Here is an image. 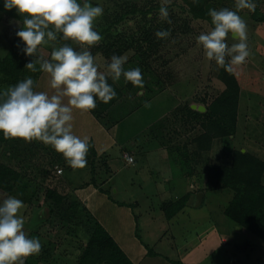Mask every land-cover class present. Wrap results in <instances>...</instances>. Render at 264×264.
Wrapping results in <instances>:
<instances>
[{
	"label": "rangeland",
	"instance_id": "rangeland-1",
	"mask_svg": "<svg viewBox=\"0 0 264 264\" xmlns=\"http://www.w3.org/2000/svg\"><path fill=\"white\" fill-rule=\"evenodd\" d=\"M150 1L90 0L93 6L98 4L104 9L103 15L94 22V29L103 39L87 49L94 56L99 71L107 73L111 57L124 55L128 57L124 69L139 67L144 86L155 84V75L167 81V88L161 92L154 88L150 92L152 97L144 101L132 92L125 97L120 96L102 121L89 110L73 109L74 134L81 138L87 136L89 142L98 146L95 147L97 154L93 158L94 164L65 169L59 173L57 167L61 165L56 163L52 166L49 155L35 150L31 141H9L0 132V166L5 164L24 173L36 187L31 199L0 190V202L8 196L23 201L24 207L18 214L25 219L24 231L30 237H38L42 244L40 253L26 257L25 264H76L93 231L88 228V217L93 223L104 225L127 255L132 253L133 258L129 257L138 264H181L183 260L189 261L184 264H264V240L250 230L236 226L223 212L233 198V190L214 183L208 187L209 165L232 164L236 150L250 151L264 160V19L254 16L256 9L239 10V15L247 25L246 42L250 55L243 64L235 66L241 86L236 134L217 138L210 149L202 150L196 157L192 156L191 163H187L191 172L185 174L181 172L182 164L176 160L180 155L176 146L189 144L204 129L200 124L188 121L181 109L186 104H194L204 106L206 111L204 100L207 105L210 104L225 88L219 79L221 67L215 61L208 60L205 50L196 40L198 35L210 31L214 25L211 19H195L190 32L171 35L155 48L151 58L138 62L135 55L140 48L147 46L145 39L151 36L152 31L147 29L152 25L167 31L166 25L172 24L171 31L179 27L181 5L186 4L184 0H169L167 3L175 8L176 25L172 23V10H168V21L159 19V15L153 11L145 14L143 11L149 9ZM156 1L162 3V0ZM258 1L253 0L255 7ZM79 2L83 4L84 0ZM259 2V11L264 14V0ZM235 5L236 0H214L211 7L235 11ZM0 8V60H3L23 19L15 9L5 10L2 0ZM226 40L229 46L240 42L239 39H233L231 33ZM65 43L78 51L86 47L72 40L66 41L58 33L55 41L38 46L34 54L37 65L41 57L50 59L52 49ZM149 68L154 74L148 73ZM27 77L33 79L36 91L49 94L55 91L50 86L48 73L34 72L26 67L20 81ZM119 81L125 82L121 87L132 84L123 75ZM15 84L0 77V92ZM139 88L134 86V92ZM140 93H143V89ZM94 120L98 123L96 126L93 125ZM157 121L160 126L156 125L153 129L152 123ZM163 138L173 146V154L177 155L174 157L176 164H170L168 150L162 144ZM193 146L190 145L189 151L194 154ZM124 151L135 155V163H122L121 168L116 163V156H131L129 153L123 155ZM126 157L123 160L127 162ZM44 168L51 170L50 176L44 177ZM154 169L160 173L154 172ZM163 170L168 175L163 177ZM171 172L175 175L173 180ZM94 177L95 183L92 182ZM100 186L108 192H101ZM48 188L57 189L70 199H80L85 207L83 213L88 216L76 220L72 216H63L58 210L50 215L45 196ZM199 192H204V196L202 202L197 204ZM188 193L190 198L185 206L188 208L186 213H181L182 209L179 211L181 214L177 212L171 220L167 218L168 210L164 207L185 198ZM41 212L45 215L39 219ZM210 221L216 224L218 231H211L207 235L204 230ZM216 233L222 237L221 245H217L214 239H208V236L213 238ZM194 240L203 242L204 252L201 249L198 253ZM187 241L194 256L189 251L185 255L183 253L182 245ZM148 248L167 257L157 258L159 261L155 263L147 257L146 261L141 255L146 254ZM206 252L209 254L205 255Z\"/></svg>",
	"mask_w": 264,
	"mask_h": 264
},
{
	"label": "clouds",
	"instance_id": "clouds-1",
	"mask_svg": "<svg viewBox=\"0 0 264 264\" xmlns=\"http://www.w3.org/2000/svg\"><path fill=\"white\" fill-rule=\"evenodd\" d=\"M3 8L15 9L23 24L16 31L18 48L25 56L32 57L38 46L48 44L62 34L64 40H72L86 46L75 50L65 43L54 47L51 58H40L39 70L50 75V86L55 91L49 94L36 91L34 81L27 77L7 90L0 92V132L4 138H22L25 141L39 140L62 153L72 168H83L87 164L89 138H81L73 132V109L91 110L97 99L108 103L117 92L108 82L119 80L123 75L132 85L143 88L144 81L139 67L125 70L128 57L113 55L107 64V73L99 66L88 47L99 43L103 37L94 29V22L103 15L100 5L93 6L90 0H2ZM169 0H162L159 9L161 20L167 21ZM236 10L229 8L209 9L208 15L214 27L197 36L196 40L205 50L209 61L226 71L241 65L249 57L245 20L239 10H255L253 0H236ZM231 33L239 43L228 45L226 37ZM167 30L157 31L158 38L169 36ZM26 66L37 71L31 60ZM67 102L65 103V98ZM131 164L132 158L126 157ZM63 172V171H62ZM61 172V173H62ZM24 207L21 199L8 196L0 202V264H25V258L38 255L42 244L38 237H30L24 231L25 219L19 215Z\"/></svg>",
	"mask_w": 264,
	"mask_h": 264
},
{
	"label": "trees",
	"instance_id": "trees-1",
	"mask_svg": "<svg viewBox=\"0 0 264 264\" xmlns=\"http://www.w3.org/2000/svg\"><path fill=\"white\" fill-rule=\"evenodd\" d=\"M184 1L187 6L186 4L181 5L182 15L180 16L179 25L176 24V16L173 13L175 8L169 4L166 5L168 10H172V23L179 26L171 31L172 24L166 25L169 29V36L158 38L155 35L157 28L154 27V25L147 29L152 31V37L149 36L145 39L147 46L140 48L139 52L135 55L138 62L144 60L145 58H151V54L155 48L163 44L171 35L176 36L179 33L190 32L193 20L211 19L208 15V10L212 8L211 5L214 0ZM259 1L257 2V7H255L256 10L254 16L257 19H264L263 12L259 11L260 7L258 5L261 4ZM161 4L162 3L160 1L151 0L148 7L149 9H143V12L146 14L153 11L156 15H159ZM157 30L162 31L163 29ZM18 40L19 38L16 36L8 53L3 60H0V77L12 81L13 83H17L21 80L23 70L27 67L26 64L31 60L36 63L37 71L41 73L39 66L37 65L36 58H34L35 56H25L20 52L19 48H22L23 45L21 44L18 48ZM131 45L133 46L134 44ZM237 70L238 69L235 66H233V71L231 72L226 71L223 67L220 68L219 79L224 83L225 88L208 105L206 104V100H204L205 98H203L204 104L207 108L206 111L195 109L191 104H186L185 107L181 109L182 113L188 118V121L191 123H198L201 125L202 130L204 129L201 134L193 137L189 144L186 143L182 146H176L178 155L180 154L176 160L182 164V173L186 174L191 172L188 164L191 163V160L193 159L192 156L196 157L202 150L205 151L210 149L215 139L231 137L236 134L241 98V86ZM148 73L154 74L151 68L148 69ZM153 79L155 80V84H146L143 88H139V90L134 92V86L132 84L121 87L125 85L124 81L117 80L113 82L111 78H109L108 82L117 92V96L108 103H104L97 99V106L95 109L89 110L90 113L102 121L104 120V115L106 117L110 109L118 102L120 96L125 97L127 93L132 92L136 93V96L140 97L141 100L144 101V99L147 100L152 97L150 92L153 91L154 88L159 92L167 88V81L161 78L160 75H155ZM142 89L143 93H140ZM146 95L148 96L144 97ZM156 125L160 126L158 121L155 123L153 122L151 127L154 129L156 128ZM157 131L159 132L160 130L157 129ZM15 139L22 140V138H9V141H17ZM31 142L33 143L32 147L35 150L41 153L45 152V154L49 155L48 159L52 166L58 163L61 166H58L57 169H61L62 171L65 169H73L66 163L62 153L55 151L52 146L46 145L39 140H32ZM162 144L166 146V149L168 150L171 165L172 163L176 164L174 157L177 155L173 154V146H171L169 142H165L164 138ZM190 145H195V147L193 146L195 151L194 154L189 151ZM124 149L128 150L127 148ZM96 154L97 150L94 143L91 141L89 142V151L86 156L87 164H94L93 158ZM43 174L44 177H48L51 175V170L44 168ZM92 182H96V177L93 178ZM208 182L210 183L208 184V187L214 183L233 190V198L223 210L224 214L234 221L236 226L250 230L264 240V160L250 151H242L241 149L236 150L233 154L232 164L209 165ZM0 190L9 195L18 193L23 197H28L27 199H31L35 195L36 187H34L33 180L26 177L24 173L11 166L2 164L0 166ZM99 190L103 193L108 192L101 186L99 187ZM45 196L48 201L47 206L50 215L52 212H56V210H58L63 213V216H72L71 218H75L76 220L81 216L82 219L85 218V216H88L83 213L85 207H83L80 199L77 197L70 199L66 194L53 188H48ZM109 197L112 198L110 194ZM189 198L190 193L185 195V198L183 197L176 202H171L169 206L166 205L164 207V209L168 210L166 217L171 219L175 216V214H177V212L184 209L189 201ZM120 203L126 204V202ZM44 215L45 214L41 212L39 214V219L44 218ZM87 219L90 223L88 228L93 231L91 232L87 245L82 249L76 264H136L127 255L104 225L99 222L93 223L89 217ZM147 253L153 255L157 254V252L152 248H148ZM180 263L183 264L182 262Z\"/></svg>",
	"mask_w": 264,
	"mask_h": 264
},
{
	"label": "crops",
	"instance_id": "crops-1",
	"mask_svg": "<svg viewBox=\"0 0 264 264\" xmlns=\"http://www.w3.org/2000/svg\"><path fill=\"white\" fill-rule=\"evenodd\" d=\"M94 122H95V120H94ZM94 122H93V125L96 126L98 123H97V122L94 123ZM96 123H97V124H96ZM98 134H100V133H98ZM94 145H95L96 148L98 147L97 144L94 143ZM102 151H105V150L102 149ZM128 153L131 154L132 157H133V156L135 157V155H133L132 152H128ZM128 153H127V151L122 152L123 155H124V154H128ZM122 154H121V155H122ZM116 157H117V161H116V163H117L118 167L123 168L122 163L125 164V165H126V164H129L128 162H126L125 160H123V159L126 157L125 155H124L123 157H120L119 155H117ZM119 157H120L121 161H119ZM134 157H133V158H134ZM133 163H135V158H134V161L132 162V164H133ZM158 164H159V163H158ZM170 164H171V163H170ZM158 166H159V165H158ZM159 167H160L161 170L163 169L162 166H159ZM121 168H120L119 170H121ZM171 171H172V166H171ZM154 172H159V171H158V169H154ZM159 173H160V172H159ZM162 175H163V177H164V176L168 175V172L163 170V171H162ZM174 176H175V175H172V172H171L170 177H171L172 180L175 179ZM182 177H183V175H182ZM170 181H171V180H170ZM169 183H170V182H169ZM116 190H117V188H116ZM109 199H110V198H109ZM187 209H188V208H187ZM187 209L185 208V209H183V210L180 211V212H181V213H186V210H187ZM180 212H179V213H180ZM181 213H180V214H181ZM171 219H172V218H171ZM171 219H170V220H171ZM170 220H169V221H170ZM213 225H214V226H213ZM215 226H216V224H215L214 222L210 221V222H209V225H207V227H206V229L204 230V232L208 235V234H210L211 231H218V230H217V227H215ZM238 228H239V227H238ZM207 232H209V233H207ZM219 233H220V232H219ZM217 236H218V234L216 233V234L213 236V238H212L211 236H208V239H214V240L217 242V245H221V244H222V241H223V240H222V237H220V235H219V236H218V238H220V240H219V239L217 238ZM204 238H205V237H204ZM216 239H217V240H216ZM194 241H195V240H194ZM210 242H211V241H210ZM188 243H189V242L187 241L186 243H184V244L182 245V248L185 250V251L183 250V253H184V255H185V252H188V251H189V252H191V256H192V255L194 256V254H193L194 252L191 251V248H192V247H191V245L188 246ZM192 244H193V243H192ZM190 247H191V248H190ZM195 247H197V251H198V253H199V251H200L201 249H202L203 252H204V244H203V242H201V241H195ZM145 252H146V254H145V253L142 254L141 257L145 258L146 261H147V257L150 258L152 263H155L156 261H159V260H157V258H158V259H161V258H165V257H167L166 255H164V254H162V253H157V254H154V255L152 254V255L150 256V254H148L147 251H145ZM129 253H130L129 256L132 257V256H133L132 253H131V252H129ZM207 254H209V253L206 252L205 255H207ZM132 258H133V257H132ZM132 258H131V259H132ZM194 258H195V260H196V259H197V256H195ZM194 258H193V259H194ZM193 259H192V260H193ZM132 260H133V259H132ZM138 260H139V259H138ZM181 260H182V258H181ZM133 261L135 262V260H133ZM185 262H189V261H187V260H186V261H184V260L182 261L183 264H184ZM135 263L138 264V262H135ZM165 264H169V263H165ZM190 264H191V263H190Z\"/></svg>",
	"mask_w": 264,
	"mask_h": 264
},
{
	"label": "water",
	"instance_id": "water-1",
	"mask_svg": "<svg viewBox=\"0 0 264 264\" xmlns=\"http://www.w3.org/2000/svg\"><path fill=\"white\" fill-rule=\"evenodd\" d=\"M193 108H195V109H198V110H200V111H205V107L204 106H202V105H194L193 104V106H192ZM244 151V150H243ZM203 193L202 192H199L198 194H197V200H198V203L197 204H200L201 202H202V199H203Z\"/></svg>",
	"mask_w": 264,
	"mask_h": 264
},
{
	"label": "built area",
	"instance_id": "built-area-1",
	"mask_svg": "<svg viewBox=\"0 0 264 264\" xmlns=\"http://www.w3.org/2000/svg\"><path fill=\"white\" fill-rule=\"evenodd\" d=\"M129 157H131L132 158V161H134V158L132 156H129ZM61 172H62V170L59 169V173H61Z\"/></svg>",
	"mask_w": 264,
	"mask_h": 264
}]
</instances>
